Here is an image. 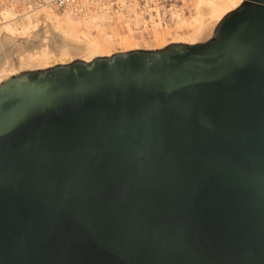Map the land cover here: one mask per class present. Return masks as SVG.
<instances>
[{
	"label": "water",
	"instance_id": "95a60500",
	"mask_svg": "<svg viewBox=\"0 0 264 264\" xmlns=\"http://www.w3.org/2000/svg\"><path fill=\"white\" fill-rule=\"evenodd\" d=\"M0 264H264V0L0 83Z\"/></svg>",
	"mask_w": 264,
	"mask_h": 264
},
{
	"label": "rangeland",
	"instance_id": "374dc122",
	"mask_svg": "<svg viewBox=\"0 0 264 264\" xmlns=\"http://www.w3.org/2000/svg\"><path fill=\"white\" fill-rule=\"evenodd\" d=\"M44 2L0 0V24L7 21L9 27V34L0 35V60L9 57L14 63L17 62L18 69L13 75L79 59L89 61L98 56L109 55L102 52L86 58L82 42L88 38L100 44H109L110 55L138 49H159L171 43H185L181 42L183 39L180 34L185 35L193 25L196 0H82L78 7L67 10V13L53 9ZM40 10L60 15L64 23L71 24L78 37L84 38L80 40L58 30L37 13ZM34 11L40 20L38 25L36 19L32 18ZM219 22L211 26L208 35L194 43L211 39ZM125 38H132L136 45L125 47L122 44ZM64 52L67 53L63 55ZM47 55L50 58L48 62ZM39 62L41 64L37 65Z\"/></svg>",
	"mask_w": 264,
	"mask_h": 264
},
{
	"label": "bare ground",
	"instance_id": "6f19581e",
	"mask_svg": "<svg viewBox=\"0 0 264 264\" xmlns=\"http://www.w3.org/2000/svg\"><path fill=\"white\" fill-rule=\"evenodd\" d=\"M243 1L244 0H196L195 6L193 5L194 6V17H193V25H191L192 27L190 29L188 28L185 35H181L179 31H177V33L180 34L181 39H183V41L181 42H185V43L192 42L190 44H193L196 40L201 39L204 36L208 35L210 33V30L212 29L211 26H213L214 23L220 21L229 11L240 6V4H242ZM35 12L36 11L33 12L32 18L36 19V22H37L36 25H38L40 22V20L38 19V14H37L39 13L44 17L43 19H45L46 22L48 21L52 23V25H54L58 30L63 31L64 33L72 37H77L80 40L82 37L84 38V36L82 35H81L82 36L81 38L78 37V35L74 31L75 29H73L71 24L69 25L67 23H64L65 21L62 19V17L60 15L55 14V12L51 13L47 10H43L37 13ZM67 12L69 11L66 10L65 13ZM2 33L9 34V27H8L7 21H4L0 24V35ZM82 43H83V49H85L83 52L87 56L86 58H91L96 54L97 55L101 54L102 52L107 53V54L109 53V55L111 54V51L109 50L110 48L109 44H100L99 42L90 40L89 38L84 39ZM122 44L125 47H131L133 45H136V42L132 38H125L122 40ZM66 53L64 52L63 55H65ZM46 57H48L46 58V62H48L50 58L48 55ZM21 63H22V60L21 62H19V66H21ZM40 64H41L40 62L37 63V65H40ZM16 69H18L17 62L14 63L13 60L9 57H4V59H1L0 60V83L4 82L5 80L13 76L14 74L13 72Z\"/></svg>",
	"mask_w": 264,
	"mask_h": 264
},
{
	"label": "built area",
	"instance_id": "2783aa9c",
	"mask_svg": "<svg viewBox=\"0 0 264 264\" xmlns=\"http://www.w3.org/2000/svg\"><path fill=\"white\" fill-rule=\"evenodd\" d=\"M45 4L51 6V8L66 11L70 10L73 7H78L82 0H44Z\"/></svg>",
	"mask_w": 264,
	"mask_h": 264
}]
</instances>
